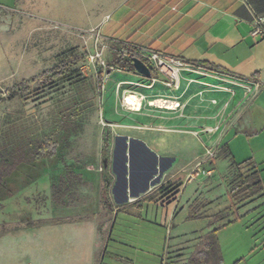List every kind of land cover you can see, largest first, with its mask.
I'll return each instance as SVG.
<instances>
[{"label":"crops","instance_id":"0c3cea01","mask_svg":"<svg viewBox=\"0 0 264 264\" xmlns=\"http://www.w3.org/2000/svg\"><path fill=\"white\" fill-rule=\"evenodd\" d=\"M0 9L44 19L50 9L60 10L77 23L89 20V27H99L113 44L153 48L196 61L197 66L210 63L227 73L196 66L194 71H181L178 87L173 88L163 83L162 75H156L157 81L147 87V76L107 71V81L111 72L118 75L108 88L105 82L102 88L101 96L103 89L107 92L100 114L102 137L98 139L94 168L98 173L91 204L87 187L80 189L82 183L89 184L87 177L78 171L77 162L66 159L73 172L67 181L77 188L73 202L62 198L61 204L70 209L60 220L52 218L27 228L2 224L0 264H103L106 255L126 262L109 246L120 212L141 225L150 222V211L155 212L156 222L160 208L170 209L174 216L200 204L199 213L213 215L207 213V200L198 196L202 183L197 179L212 174L208 166L212 158L201 163L206 149L214 148L218 156L220 146L227 145L222 144L225 134L234 126L247 121L253 127L256 112L264 116V40L260 41L264 33L252 34L257 17L263 18L264 27V0H0ZM129 95L139 99L140 109L125 103ZM105 132L107 161L103 163ZM223 157L231 165V158ZM198 163L201 171L194 174ZM84 164L93 169L88 161ZM202 170H211V174ZM166 183H181L173 201L160 196L158 188ZM263 197H253L238 207ZM188 217L201 218L191 217L190 212ZM208 230L179 239L174 247L183 248L180 264H186Z\"/></svg>","mask_w":264,"mask_h":264},{"label":"rangeland","instance_id":"374dc122","mask_svg":"<svg viewBox=\"0 0 264 264\" xmlns=\"http://www.w3.org/2000/svg\"><path fill=\"white\" fill-rule=\"evenodd\" d=\"M47 18L0 9V149L21 140L35 141L46 134L56 135L59 140L54 157L22 164L11 174L10 193L8 187L0 188V233L5 229L2 224L27 228L52 218L60 220L70 209L55 202L52 193L53 185L72 168L66 159L77 162L81 167L78 171L87 177L89 184L82 183L80 189L87 187L90 204L96 190L94 178L98 172L94 168L98 139L102 137L100 114L105 109L104 94L109 82L118 75L111 72L106 80V72L115 70L109 68L113 43L105 36L97 40L95 33L100 28L89 27V20L77 23L60 10L51 9ZM102 44L106 47L102 48ZM101 48L96 61H87L89 54L100 52ZM261 50L264 51V44ZM74 57L79 59L66 66L72 70L70 77L48 78L61 60ZM31 77L34 80L27 85L14 87ZM104 82L107 88L101 96ZM13 92L17 95L8 98ZM254 119L256 125L252 127L244 118L242 126H234L225 134L222 144L227 143L234 162L253 161L264 177V116L256 112ZM87 161L92 170L86 168ZM211 161L208 166L212 174L197 179L202 183L198 196L201 201L207 200V213L225 210L224 221L231 222L223 225V221L214 222L212 217L190 219L188 211L173 216L170 209L160 208L156 222L155 212L150 211V222L141 225L134 217L120 212L109 246L128 260H111L106 255L103 264H180L184 260L180 253L183 248L174 247L179 239L193 231L215 227L224 264H264V197L246 206L230 207V159L215 156ZM71 184L61 191L62 198L70 203L77 197V188Z\"/></svg>","mask_w":264,"mask_h":264},{"label":"trees","instance_id":"16d2710c","mask_svg":"<svg viewBox=\"0 0 264 264\" xmlns=\"http://www.w3.org/2000/svg\"><path fill=\"white\" fill-rule=\"evenodd\" d=\"M259 18V17H257ZM262 18V17H260ZM84 56V55H83ZM134 57L140 58L146 63V60L142 58L139 50L133 44L126 42H115L111 48V60L110 66L113 69H117L124 72H130L138 74L133 66L132 59ZM79 58L74 57L70 60H61L57 65V68L53 69L52 74L48 78H68L72 74V70L66 66L70 63H74ZM196 62V61H193ZM198 63V62H196ZM205 68L226 73L224 70L219 67L213 66L207 62L200 63ZM152 75V68H150ZM46 74L49 71L45 72ZM227 74V73H226ZM34 80V77L29 79H22L19 82L14 84V87L18 88L20 85H27L30 81ZM101 84V80L98 79V85ZM16 92L11 93L8 98L15 97ZM66 124V123H64ZM107 133H104V145L102 148V158L103 163L107 161ZM59 145V140L56 135L46 134L41 139L34 140H21L12 145H4L0 149V188L8 187V180L11 174L22 164H31L39 162L45 158L54 157L57 153ZM218 156H227L230 157V152L226 144L220 146L217 151ZM231 158V157H230ZM232 160V159H231ZM232 169V178L230 181V207H237L239 204L244 203L253 197L264 195V177L261 175V169L257 165L250 161L245 160L243 162H234L231 163ZM105 170L102 167V171ZM72 171H66V175L61 177L59 182L53 185V198L55 202L62 203L61 191L66 189V183L71 182L68 178L72 176ZM76 178V177H75ZM181 183H166L158 188L161 198L165 200L173 201ZM9 193L11 189H7ZM200 204H195L190 206V216L191 217H204L205 212H198ZM214 219V222L224 221L227 217V212L219 211L211 215ZM231 222L226 221L223 223L227 224ZM212 222L210 221L209 225L211 226ZM218 227L211 228L203 235V242L198 246L192 255L187 259L186 264H224L223 257L217 237ZM101 264V262H100Z\"/></svg>","mask_w":264,"mask_h":264},{"label":"built area","instance_id":"2783aa9c","mask_svg":"<svg viewBox=\"0 0 264 264\" xmlns=\"http://www.w3.org/2000/svg\"><path fill=\"white\" fill-rule=\"evenodd\" d=\"M256 21H257V26L253 30L252 34L264 33V27L261 26V24L263 23V18L259 17L256 19ZM95 34H96L97 40L98 39L102 40L104 38L99 31H97ZM105 47H106V44H102V48H105ZM102 48L100 52L96 51L93 54H89L87 56V61L89 62L96 61L100 57ZM137 49L139 50L142 58L146 60V63L144 61L143 62L149 68H152L153 72L155 73V75L153 76L151 72V75L149 76V82L146 83L147 87H150L153 83L157 81L156 75H162L164 77L163 83L166 86L176 88L178 87L180 72L181 71H194L195 67L198 65L197 63H193L192 61H187L181 57L167 54V53H164L162 51H159L153 48L137 47ZM197 67L205 68L202 65H199ZM109 68L113 69L112 66H109ZM205 69H208V68H205ZM212 101L215 102V100H212ZM205 154H206V159H204L201 163H204L205 161L215 157L216 152L215 150L206 149ZM201 163L197 164L196 170L193 171L194 174H197L199 173V171H201L199 170ZM202 173H205L206 175H210L211 170H202Z\"/></svg>","mask_w":264,"mask_h":264},{"label":"water","instance_id":"95a60500","mask_svg":"<svg viewBox=\"0 0 264 264\" xmlns=\"http://www.w3.org/2000/svg\"><path fill=\"white\" fill-rule=\"evenodd\" d=\"M133 66L138 74L149 77L151 75L150 68L140 59L134 57L132 59Z\"/></svg>","mask_w":264,"mask_h":264},{"label":"bare ground","instance_id":"6f19581e","mask_svg":"<svg viewBox=\"0 0 264 264\" xmlns=\"http://www.w3.org/2000/svg\"><path fill=\"white\" fill-rule=\"evenodd\" d=\"M138 100L139 99H137L133 95H129V96L125 97V103L127 105H129V108L131 107V109L133 108L134 110L140 109V106H139L140 104H139V101Z\"/></svg>","mask_w":264,"mask_h":264}]
</instances>
